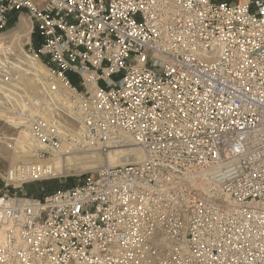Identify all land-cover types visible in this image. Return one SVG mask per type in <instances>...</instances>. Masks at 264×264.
Returning a JSON list of instances; mask_svg holds the SVG:
<instances>
[{
	"label": "built area",
	"instance_id": "built-area-1",
	"mask_svg": "<svg viewBox=\"0 0 264 264\" xmlns=\"http://www.w3.org/2000/svg\"><path fill=\"white\" fill-rule=\"evenodd\" d=\"M15 14L47 73L2 96L33 156L0 175V264H264V0H0V34ZM88 152L119 162L22 192Z\"/></svg>",
	"mask_w": 264,
	"mask_h": 264
},
{
	"label": "rangeland",
	"instance_id": "rangeland-1",
	"mask_svg": "<svg viewBox=\"0 0 264 264\" xmlns=\"http://www.w3.org/2000/svg\"><path fill=\"white\" fill-rule=\"evenodd\" d=\"M34 33V30L31 31L30 29L29 22L23 18V16L15 14L10 19L4 32L0 34V175H2L9 166L14 165L20 160H25L21 158L12 160V148L19 142L27 148L31 141L27 131L14 129L10 126L13 117L3 108L2 96L4 94H20L27 98L40 96L33 91H40V82L46 75L47 69L41 58L37 59L32 56V52L35 49ZM32 63H38L45 71L44 75L38 76L40 82L35 80L36 73L31 67ZM6 76L7 80L5 79ZM73 82L74 85H78L77 78H73ZM30 86L34 87V90ZM65 121L66 123L68 122L67 120ZM69 123L70 122H68L66 126L76 132L77 128ZM69 132L71 133V131ZM91 156H96L101 162H106V160H104L105 157L102 155L96 153L92 154L91 152L85 153L80 156V160L77 162L70 159L68 160L67 168L69 176L54 178L37 184H28L24 186L22 192L26 195L42 198L62 187L76 184L80 180L79 174H88L95 170L93 167L95 168L100 164L96 159L86 158ZM93 160L96 162H91ZM59 164H61V162L59 163V161H56V167H58Z\"/></svg>",
	"mask_w": 264,
	"mask_h": 264
},
{
	"label": "bare ground",
	"instance_id": "bare-ground-1",
	"mask_svg": "<svg viewBox=\"0 0 264 264\" xmlns=\"http://www.w3.org/2000/svg\"><path fill=\"white\" fill-rule=\"evenodd\" d=\"M32 69L35 71L36 75H35V80L37 82H40L39 81V75H44L45 74V71L44 69L42 68V66H40L38 63H32ZM38 70V71H36ZM45 77V76H44ZM33 90H34V87L30 86ZM35 94H40V92H38L37 90L33 91ZM64 130H66L67 132L68 131H71L72 133L74 131H72L70 128L66 127ZM70 133V132H69ZM12 152H13V156L11 157L12 160H16V159H28V158H32L33 154H32V151L28 148H26L21 142H19L17 145H15V147L12 148ZM118 155V154H117ZM115 155V154H109L108 157H107V162H101L100 160H98L99 158L96 157V156H91V157H86L88 159H96L98 160V164L97 166H100V165H104V163H106L108 166H113L115 164H117L119 162L118 160V156ZM139 153H137V156L139 157ZM105 160V159H104ZM86 161V160H85ZM68 162V160H67ZM66 162V164H67ZM91 162H96V161H91ZM102 163V164H101ZM71 166V165H70ZM96 166V167H97ZM95 167V168H96ZM93 167V169H95Z\"/></svg>",
	"mask_w": 264,
	"mask_h": 264
},
{
	"label": "trees",
	"instance_id": "trees-1",
	"mask_svg": "<svg viewBox=\"0 0 264 264\" xmlns=\"http://www.w3.org/2000/svg\"><path fill=\"white\" fill-rule=\"evenodd\" d=\"M35 48H37L38 46H39V44H40V41H39V38H38V36H37V33H36V31H35ZM68 78H69V80H70V82H71V84L72 85H74V82H73V78H77L76 76H74L73 74H68Z\"/></svg>",
	"mask_w": 264,
	"mask_h": 264
},
{
	"label": "crops",
	"instance_id": "crops-1",
	"mask_svg": "<svg viewBox=\"0 0 264 264\" xmlns=\"http://www.w3.org/2000/svg\"><path fill=\"white\" fill-rule=\"evenodd\" d=\"M215 1H220V2H228V3H235V2H238V1H247V0H215Z\"/></svg>",
	"mask_w": 264,
	"mask_h": 264
}]
</instances>
